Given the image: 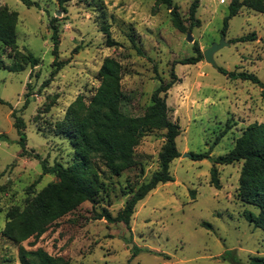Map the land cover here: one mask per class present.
<instances>
[{
	"label": "rangeland",
	"instance_id": "obj_1",
	"mask_svg": "<svg viewBox=\"0 0 264 264\" xmlns=\"http://www.w3.org/2000/svg\"><path fill=\"white\" fill-rule=\"evenodd\" d=\"M33 1L37 5L0 0L1 8L17 13V47L0 42V98L5 102L0 103V134L8 137L0 139V264H21L20 245L42 247L70 264H248L251 256L264 255V231L243 215L258 209L236 197L241 162L217 165L216 188L210 183L212 161L191 158L210 148L212 157L227 153L249 123L264 121L260 87L217 69L254 73L264 83V13L242 7L222 33L231 0H198L200 26L190 29L193 0H173L187 28L180 32L168 9L153 0H66L62 5L58 0ZM52 27L58 30L56 48ZM189 31L201 51L221 40L225 44L214 53L215 64L203 58L196 64L174 65L184 82L168 90L166 102L170 120L180 126V156L170 163L173 180L158 184L137 202L130 230L93 216L103 208L116 215L159 169L163 130L145 132L135 149L138 164L120 175L96 161L101 188L95 202L85 201L52 223L34 247L33 238L18 244L4 237L6 212L14 206L26 208L57 180L54 173H43L42 160L47 166L74 162V150L58 133V124L77 96L85 102L92 97L103 59L111 56L121 64V89L129 97L125 111L142 115L160 80H170L172 62L195 54L194 41L186 40ZM252 32L255 41H232ZM108 34L114 45H108ZM25 50L39 58L36 65L24 63ZM16 60L23 69H9ZM58 64L60 69L50 78ZM13 112L24 124L25 153Z\"/></svg>",
	"mask_w": 264,
	"mask_h": 264
},
{
	"label": "trees",
	"instance_id": "obj_2",
	"mask_svg": "<svg viewBox=\"0 0 264 264\" xmlns=\"http://www.w3.org/2000/svg\"><path fill=\"white\" fill-rule=\"evenodd\" d=\"M26 5H37L33 0H21ZM66 0H58L62 3ZM164 5L168 11L174 28L180 32L187 30L185 20L180 15L173 0H153ZM198 0H193L189 6V28L200 26V20L196 17L199 6ZM247 7L257 12L264 13V0H231L229 13L224 18L222 33H225L228 19L237 14L240 8ZM17 13L0 7V42L7 47L15 49L16 43ZM52 39L54 48L57 47L58 30L52 27ZM108 33L107 28H103ZM255 32L238 37L232 41H255ZM108 45L116 42L107 36ZM137 52L140 49L135 45ZM194 55L174 60L170 68V80H160L159 85L151 93V103L146 106L142 115L133 116L125 111L129 103V97L121 89L123 76L121 64L111 56L103 59L98 76L100 82L94 94L85 102L81 96L67 107L62 121L59 122L57 131L69 142L74 150L75 160L71 164L63 165L59 162L47 166L42 160L43 173H54L56 181L48 183L28 203L26 208L18 206L10 208L6 212V222L2 229V235L15 243H22L30 238L34 247L38 238L46 232L49 226L58 219L74 210L85 201L95 202L101 188L99 171L96 161L101 162L112 175H120L126 169L138 164L135 158V149L141 138L148 130H163L164 142L159 151V169L150 179L141 183L131 196L125 201L124 206L112 215L108 209L103 208L95 213L94 219H104L107 223H123L130 230V218L134 208L149 192L160 183L173 180L170 173V163L180 156L176 146V137L180 134L178 122L170 120L168 105L166 102L168 90L180 78L174 71L175 64H196L203 60V53L197 41L193 42ZM24 63L34 66L39 58L30 51L25 50ZM18 56L17 52L14 58ZM21 60L13 62L9 69L18 71L23 69ZM61 64L50 74L52 78L60 69ZM218 71L231 79L249 80L260 87L261 98L264 103V83L254 73L245 71L227 70L218 66ZM49 78V79H50ZM48 79V80H49ZM0 103H5L0 98ZM14 126L19 132V143L22 153H25V136L22 131L23 121L15 116ZM226 131V130H225ZM7 139L6 134H0V139ZM38 157V154H34ZM194 160L210 159L213 163L210 169V183L220 188L218 177V164H234L241 162L236 197L243 203L256 206L257 213L251 210L243 212L244 217L255 227L264 231V121L251 122L235 139L232 149L217 157L211 156V148L202 153L192 154ZM18 258L21 264H70L69 259L63 256H55L48 253L42 247L26 249L22 245L18 249ZM248 264H264V255H253Z\"/></svg>",
	"mask_w": 264,
	"mask_h": 264
},
{
	"label": "water",
	"instance_id": "obj_3",
	"mask_svg": "<svg viewBox=\"0 0 264 264\" xmlns=\"http://www.w3.org/2000/svg\"><path fill=\"white\" fill-rule=\"evenodd\" d=\"M186 40L188 42H193V36L191 34V32H187L186 33ZM224 40H221V42L219 43H214L212 44L210 47L206 48L205 50L202 51L203 53V58L206 62L208 63H211V64H215V61H214V58H213V55L214 53L220 49L223 45H224Z\"/></svg>",
	"mask_w": 264,
	"mask_h": 264
},
{
	"label": "built area",
	"instance_id": "obj_4",
	"mask_svg": "<svg viewBox=\"0 0 264 264\" xmlns=\"http://www.w3.org/2000/svg\"><path fill=\"white\" fill-rule=\"evenodd\" d=\"M220 3H225L227 0H218Z\"/></svg>",
	"mask_w": 264,
	"mask_h": 264
},
{
	"label": "crops",
	"instance_id": "obj_5",
	"mask_svg": "<svg viewBox=\"0 0 264 264\" xmlns=\"http://www.w3.org/2000/svg\"><path fill=\"white\" fill-rule=\"evenodd\" d=\"M179 78H180V77H179ZM181 82H182V80H181V78H180V81H178V83H181ZM183 82H184V81H183ZM183 82H182V83H183Z\"/></svg>",
	"mask_w": 264,
	"mask_h": 264
}]
</instances>
